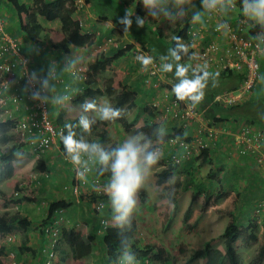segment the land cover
I'll return each mask as SVG.
<instances>
[{
  "label": "crops",
  "instance_id": "1",
  "mask_svg": "<svg viewBox=\"0 0 264 264\" xmlns=\"http://www.w3.org/2000/svg\"><path fill=\"white\" fill-rule=\"evenodd\" d=\"M138 1L140 2L139 4H141V17L145 20V24L143 27H137L136 24L133 23V28L131 27L129 31L124 32L123 25L118 23V18L122 17L125 10L129 8L130 10L133 9V20L135 21V16L138 15L136 12V4ZM20 2L28 6H32L33 4V0H20ZM67 2L64 3L63 10L66 8L68 10L70 9V15L73 21L76 20L83 24L81 26L80 32L83 34H89L88 41L84 45H72L70 47L69 55L63 54L61 50L53 49L49 44L47 37L48 34L45 31H43L42 33V41H39L37 43L30 42L26 37L24 31L20 29L18 15L16 14L15 10L10 7L5 1L0 0V18L5 25V30L7 31L8 35L19 40L22 52L29 56L30 71H37L41 77H44L46 75L50 76V84L54 85V91L50 92L49 96H54V93L60 95L63 92H66L70 95L72 94L75 99L76 93H80L86 87H88V81H81L71 74V72L73 71H79L76 68L78 66H81L85 71H88V75L91 76L90 79L95 80L97 86L100 88L102 84L100 75L105 72L107 73L106 76L109 79L112 76L113 69H117L123 74L121 78L122 84H124L134 92L135 101L143 102L144 100H147V103L148 101H151L152 104L154 101L159 100L156 102H158L159 105H162L163 96L160 99L155 98L156 89L154 85L155 82H153L155 81V79L151 80L153 85L151 84V82H148V84L144 83L145 72L141 71V64L135 59V57L138 54L143 53L145 55L154 57L157 63L159 62L161 64L159 57L168 54L170 41L175 36L176 31L180 29L183 24L196 27H202L205 25V9H203L201 6V0H190V3H185L184 5H182L181 7L186 11L187 14L183 18L178 17L175 20H169L163 17V15L159 17H151L147 14V10L144 9L142 0H132L127 5H123L122 0H84V5L80 8L74 6V3L72 1L70 2L69 0H67ZM97 5H102V12L98 9ZM233 5L234 6L232 7V9L227 14L220 12L221 19L224 22L223 24L237 27L238 19L244 18L246 20V28L248 30V33H252L250 32V30L253 26L257 25L256 21L248 18L243 14L242 6L237 3V0H233ZM165 6L171 9L173 12L178 10L175 7L174 0H167ZM195 12L201 13L202 22H192V16ZM23 18L25 20V17ZM38 20L43 28L54 27L60 29L61 27V22L59 19H55L53 21H46L44 19V21L39 16ZM53 22L58 24V26L51 24ZM225 30L227 29L221 28L220 31H216V33L210 34L208 38L224 43L227 41ZM108 36L113 37L114 44L108 47V49H106L105 51H102V53L96 54L94 51L95 43L101 42L103 38ZM162 40L165 41L166 44H169V47H167ZM205 40L206 39H203L202 43ZM182 43L189 44V51L196 52L198 54V48L200 44H190L188 41H182ZM100 54H102V57L99 58L98 56ZM198 57L199 59L188 60V62L193 66H195L196 64L203 65L206 63L210 72L221 71V69L217 68L214 64L203 61L200 58L199 54ZM98 59H111V69L94 70L92 66L96 64L95 62ZM261 63V76L254 88L257 93L264 92V56H262L261 58ZM79 75L80 73L77 74V76ZM162 75L158 76L157 78L160 81H165L166 77H162ZM165 82L168 83L167 81ZM169 83V85L173 86L170 81ZM102 95L104 94L101 93L98 95V97ZM96 96L94 97V99L96 98ZM255 97L251 94L250 97L246 98L248 101L249 98L253 99ZM52 106L56 107L55 115L56 119L58 120L57 122L63 121V115H61L60 112L57 113V106L50 103L51 109ZM81 106L82 104L74 102L72 103L73 108L81 109ZM68 117L71 123L76 124L78 118H76V114L74 112H72ZM201 117H203V121L206 123L204 113ZM240 118L246 119L243 114ZM169 121H176L177 124L172 127L176 128L174 130H180V133H182V135L184 136L182 138L192 139L193 137H196L197 132L193 130L192 126L180 127V123L177 120L169 119ZM216 124H219V122L213 124V126ZM251 125L256 126L254 124ZM221 126L222 124L219 127ZM258 127L262 128L260 125ZM231 129L232 130H228L227 127L223 126L221 128V132L217 133L212 138L205 139L208 151L207 156L211 159L209 160L211 163L212 174L207 177H200L198 181L197 176L196 178L193 177V179L195 178L193 183L200 185L197 188L200 190V192H204L205 190L208 193L209 191L223 192V197L221 198L222 200L219 202V206H216H218L220 210H224L229 213L237 221L242 222L243 226H247L245 224H248L249 219H253V221L255 220L257 224L256 227H258L257 229L261 230L264 229V204L263 206L260 205L261 202L263 203L264 198V166L256 164L255 155L252 154V156H249L248 153L242 155L238 152L237 147L232 143L233 135L231 134V131L239 132V130H233V128ZM120 131L122 130H117L114 134L120 133ZM167 131L170 130H166V132ZM108 132L110 135V130ZM104 140L108 141V144L106 145H111V143H116L118 145L120 144V142H123V139L121 141L118 136H108ZM96 141L99 143L102 142V140ZM163 149L164 151L162 152V156L166 160L172 155L173 148L164 147ZM58 153L60 154L57 149L50 151L48 157L46 158L50 162V166L52 169L51 172H48L49 174L47 176L40 177V180H33L34 183L33 181H31L30 186L35 189V194L38 195V200L40 202L38 200H36V202H27L25 200H21L18 204H15L12 209H19L16 211H18L21 215L27 216L26 218L30 220L32 222L31 225H33V216L31 217V215L33 214L35 216V214H39L41 210V212L43 211L45 217L48 201L67 199L71 201V205L59 212V227H75L82 233V236H84V238H87L91 233H93L95 237L93 239L94 243H91V253H94V251L100 253L99 246L98 250H95L93 248V244L95 245V242H97L98 244L97 238L99 239L100 237H102L100 234L101 224L99 227L98 222H92V214L88 212V208L91 209V205H89V200L86 201L85 199L87 198V196H84L83 194L86 193V195H90L94 192H99L100 190L104 191V185L106 184L108 179L104 180V178L102 179V177L97 174L96 168L101 167L100 165L89 162L88 165L90 166V168H92V171L88 173L87 180H78L77 186L79 187L81 192L79 196L76 195L73 191V172L75 168H73L74 166L70 162V160H67L65 157H61V155L57 156ZM203 161L205 160L203 159ZM186 164L188 165V167L190 166L189 162ZM151 170L154 171L153 168ZM70 171H72V173H70ZM186 180L188 179L185 178L184 181ZM75 186L76 185H74V187ZM204 186H206L207 188L203 189ZM89 189L90 191L93 190L94 192H90V194H87ZM186 190L189 191L188 198L190 199L192 195V189ZM185 192L186 191H184V193ZM45 193H47V195L52 194L53 196L48 200H45ZM105 203L106 208L104 209L103 215H108L107 217H109V215L111 216L113 215V213L107 194ZM37 205L41 206L40 210L36 208ZM20 206L22 207V209L19 208ZM183 206H186V202L183 203ZM4 209L7 210L8 207ZM207 211V213L213 216L215 214L214 206ZM135 215L136 213L134 212L132 216V219L134 221H136L138 218ZM253 231L255 232V229ZM255 234L256 236L258 235L257 232H255ZM24 239L26 241V244L31 249L37 248V258L32 260V264L35 263V260H37L36 264H39L38 262L43 264L42 260L45 261L44 248L42 249V247H44V239L40 235V233H31L29 235V238L27 235H25ZM100 247H102V245ZM69 248L70 247L67 245L59 244V246L57 247L55 258V261L57 263L65 264V262H68V264H71L72 251H70ZM63 253H66L67 256H63ZM86 256H83L81 259H79V261L86 262ZM119 256L120 254H118L116 258H118ZM101 260L97 263H101ZM137 260L139 264H143L141 258H137ZM115 261L116 260L113 259L112 261L108 262L112 263Z\"/></svg>",
  "mask_w": 264,
  "mask_h": 264
},
{
  "label": "clouds",
  "instance_id": "2",
  "mask_svg": "<svg viewBox=\"0 0 264 264\" xmlns=\"http://www.w3.org/2000/svg\"><path fill=\"white\" fill-rule=\"evenodd\" d=\"M69 1H72L74 3V6H76L74 0ZM64 2L66 3L67 0H64ZM166 3L167 0H142L143 7L147 10L148 15H150L151 17H159L163 15V17L169 20H175L178 17L183 18L187 13L181 6L185 3H190V0H174L175 7L178 9L175 12L167 8L165 6ZM201 6L208 12L219 10V12L227 14L234 5L233 0H201ZM242 12L248 18L255 20L258 25L264 27V0H242ZM133 16V9L130 10L128 8L125 10L124 15L118 18V23L123 25L124 32L129 31V29L132 27ZM40 18L44 20V18ZM0 21L2 22L1 18ZM192 22H202L200 12H195L193 14ZM2 24L5 30V25L3 22ZM135 24L137 27H143L145 24V20L141 16L136 15ZM78 26L81 30L79 22ZM227 27V24L218 25V29H226ZM5 32L7 33L6 30ZM15 39L18 41L20 49L19 52L23 56V58L26 59V62H19L18 64L13 66L10 71L0 72V79L6 78L12 81L14 80V84L10 86L8 91H3L2 89H0V98L3 97L6 99L5 101L3 100L2 102H0V105L3 108L8 103H11L13 105L9 110H7L6 108V112L9 113L7 118L13 119L14 121L12 128L14 129L16 120H18L19 117L24 114V111H21V109L23 108L21 102L16 105L12 102L11 99L8 98V96H12V94H14V91H26L28 92V98L30 100L39 101L41 104H47V111L50 119L52 120V118H55V121H52L57 126L62 127L59 138L62 141L66 157L73 164L76 171L74 175V185L76 186L74 187L73 185L74 193L78 196L80 195L81 191L77 186V182L78 180H87L88 173L92 171V168H90V166L88 165L89 162H92L93 164H99L101 166L97 170V174L99 175H103L105 172H110V176L103 178L104 180L108 179V181L104 185V191L109 197L113 215H109V217H107L108 215H103L104 209L106 208V196H102V193L100 192L101 190L99 192H94L92 190L91 192H94L95 194L93 193L90 195H86L85 193L83 195L87 196V198L85 199L86 201L89 200V205H91V210L93 212H102V217L100 218V224L102 227L100 228L101 233H103L105 228L109 225L111 217L114 226L122 230L120 233L121 250L119 256V264H139L136 258V254L132 250L129 238L123 235V230H130L131 228L132 216L134 212L139 210L137 194L149 179L153 166H155L161 159L162 153L160 149L152 148V140L143 132H136L135 134L129 135L118 146L110 149H106L99 142H89L87 139H85V137L91 135L92 125L95 124L97 120L115 121L121 117L122 110L120 108L114 107L113 103L111 104L107 100L103 101L100 104H97L95 100L85 101L81 106L82 110L80 111L76 124L71 123L70 120H68L69 123L67 124L62 121L56 123V115H52L50 103L57 106V113H63L66 109L71 110L73 108L72 103L74 102V96L71 94L72 99L69 103H66L70 99L68 96H61L64 92L60 95H57V93H52L54 96H49V93L54 91V85L50 84V76L46 75L44 77H41L37 71H30V58L28 55L24 54L21 51L20 42L17 38ZM173 39L175 42V46L168 49L167 55H162L159 57V60L161 62L160 70L164 73H173L174 78L177 82L173 84L172 92L174 93L176 99L179 101H188L193 107H195L196 105L203 102L205 89L208 87L210 80L212 81L213 86H215L216 79L219 76V73L210 72L206 63L203 65L196 64L195 66H193L192 64L181 63L184 56H188L189 60H197L199 59V57L196 52H189L190 45L182 43L181 37L174 36ZM261 54L264 55V51H261ZM135 59L141 64L144 71H148L149 66L154 63V57L145 55L143 53L138 54ZM76 69H78L79 71L71 72L72 76H75L81 81H88L91 78V76L88 75V71H85L81 66H78ZM24 70L28 71L26 81L21 77V72ZM190 72L191 75H189ZM79 73L80 75L77 76V74ZM37 84L39 85V87H35V85ZM29 86H32L31 90H29ZM102 94L108 96V94L106 93ZM98 95L96 96V98L98 97ZM54 108L56 107L54 106ZM88 113H92L93 115L89 116ZM11 114H16L17 116L13 117ZM75 128H78L77 130L82 131H75ZM64 130H66V132ZM77 132L82 135L78 136ZM15 133L18 135L16 131ZM165 135L166 129L163 126L157 127L155 129V136L158 141L163 140ZM59 138L57 140V144L50 148L46 153L41 155L39 158L35 157L36 161L42 158H47L50 151H53L55 149L58 150ZM18 143H22L23 148L28 144L27 142H24L20 137ZM27 149L29 150L28 146ZM15 155L20 156L22 155V153L16 152ZM39 174L40 177H44L49 173H47V171H42L39 172ZM30 180L33 181V179L31 178ZM22 185L25 186V183H22ZM17 193L18 192L15 191L14 195ZM94 195L96 197L93 201L91 199ZM98 201H102L103 204V208L100 210L96 209V204ZM59 220L60 217L55 222L60 230L61 236V228L59 227L58 222ZM133 222L136 224L135 221ZM133 241L135 242L134 238ZM46 242L47 241L45 240L43 247L44 249L47 246ZM59 244L60 238L58 244L54 247V257L51 264H53V261H55L56 251ZM44 254L45 264L46 258L48 256L45 251ZM146 257H148L151 264H153L150 256L147 255ZM144 258H142V261L144 260ZM117 259L118 258H115L116 261L113 263L117 264Z\"/></svg>",
  "mask_w": 264,
  "mask_h": 264
},
{
  "label": "rangeland",
  "instance_id": "3",
  "mask_svg": "<svg viewBox=\"0 0 264 264\" xmlns=\"http://www.w3.org/2000/svg\"><path fill=\"white\" fill-rule=\"evenodd\" d=\"M97 6L98 9L102 12V5H97ZM133 23H135L134 20ZM51 24L58 26V24H56L55 22ZM163 42L167 47H169V44H166L165 41ZM181 63L190 64L188 61ZM141 68L142 66H140V69ZM106 74L107 73L103 72L100 75L102 79L101 88H104V86H106L108 82V78ZM162 77H164V74L162 75ZM165 81H167L168 83H166ZM165 81H160L158 78H155V81H153L155 82L154 85L156 89L155 98L160 99L162 96L165 95L166 92H169V94L170 93L174 94L172 92V85H169L170 83L167 79ZM144 83L148 84V82L146 81ZM210 88L211 86H208L205 89L206 94L210 93L211 91ZM252 95L254 97L256 96L255 98L257 97L264 98V92L257 93L256 90H254ZM112 96L113 95H108V96L102 95L94 100L96 101L97 104H100L105 100H107L112 104L113 103ZM146 101L147 100H144L143 102L135 101L136 103L134 106L123 107L121 109L122 110L121 117L115 121L97 120L96 123L93 124L94 129L91 135L90 136L86 135V136L91 140V137L96 138L99 136V133L101 132L102 134L103 131V134L105 135L106 138L108 136H113V137L118 136V138L122 141V139L125 140L129 135L135 134L136 132H142L140 128L143 125H145L147 120H149L150 123L157 124L159 127L163 126L166 130H170L167 131V133L170 136L171 135L179 136L177 130H174L176 128L172 127L177 124L176 121H169V120L163 121L164 119H162L161 111L157 110L153 105H151V101H148V103ZM12 106L13 105L11 103H8L6 106H4V108L0 105V119L6 120L9 114L8 112H6V108L7 110H9L10 108H12ZM54 109H55L54 106H52V115H55ZM81 110L82 108L81 109L72 108L71 110L66 109L65 112L61 113V115H63L64 117V120L62 122H65L66 124L69 123L68 116H70L72 112H74L76 114V117L78 118ZM259 111L261 114L260 115L261 118L260 120H258V124L264 127V105H260ZM11 115L13 117L17 116L16 114H11ZM88 115L91 116L93 114L88 113ZM52 120L55 121V118H52ZM107 129L108 131L110 130L111 132L110 135ZM117 130H122V131H120V133L114 134ZM6 132L12 137L11 139H9V142L0 141V152H4L7 147L19 142V137L15 133V130L12 127L6 130ZM100 144L105 148L111 146L116 147L119 145V144L117 145L116 143L115 144L111 143V145H106L108 144V141L106 140H102ZM160 151L162 153L164 149ZM19 152L22 153V155L20 158L13 161V166H14L13 176L6 177V175H4L3 164H1L0 166V197L7 198L11 194L12 196H14V192L17 190L14 188V182H13L14 179L24 184L26 182V177L31 178L33 180L40 178L39 172L34 170L33 168L36 162L35 155L32 154L27 149V146L24 148L21 147ZM59 155L61 154L58 153L57 156ZM200 156L201 155L198 154L192 157L191 160L188 161L190 164L189 167L186 164L188 162L181 164L177 167H174L175 170L171 172L166 182L158 185L156 183L157 174L161 170L165 169V162H166L165 158L161 156V159L158 161V163L155 166H153L154 171L151 170V175L149 179L142 187L144 190L143 195H140L139 192L137 194L139 210L135 212L136 213L135 216L138 217L136 220L138 223V224L136 223L138 230L134 235L135 245L137 249H142V250H144L147 245H151L154 247V250L150 254H148L153 264H186L188 257L194 250L203 247L204 243L211 237L220 236L224 227L229 222L228 220L231 219L232 217L229 213H227L224 210H220V208L218 207L219 202L222 199L218 201L214 199L216 195L223 194V192L209 191L208 193L206 190L204 192H200V190L195 188L194 186L197 184L193 183L190 184L191 186L186 188V189H192L191 191L192 195L191 198L189 199L188 198L189 191L174 186L178 182H182L183 184L185 178L188 179L189 173H191L195 178L197 176V181L199 180L200 177L203 176L207 177L210 174H212L211 163H210L211 159L207 156L205 157L206 158L205 161H203L202 156L201 158ZM206 188L207 187L204 186L203 189ZM175 189L181 191L180 197L181 195L182 197L178 198L176 206L174 207V205L170 204L169 201L167 200V196L171 194V192H173ZM184 191L186 192L184 193ZM90 192L91 191L89 189L87 194H90ZM100 192L102 193V196L104 195L106 196L104 191H100ZM36 196L38 200V195L36 194ZM52 196H53L52 194L47 195V193H45L44 199L48 200ZM184 202H186V206H183ZM213 206H214L215 214L212 216L209 213H207L208 212L207 210H210V208ZM12 207L11 206L8 207L7 210L0 207V215H3L6 218L12 220L13 219L17 220L22 217H27L19 214V212L16 211L19 209L16 208L12 209ZM19 208L22 209L21 206ZM36 208L40 210L41 206L37 205ZM88 212L92 214V219H93L92 222L93 223L98 222V225L100 227V218L102 217V212L95 213L90 208H88ZM31 217L33 218L32 220L34 224L30 225V227H28L27 229L22 228L20 226L14 227V229L10 230V233H8L12 236L10 240H8L9 236L0 232V249L3 247L4 249L7 250L0 253V258H2L5 264L6 263L13 264L12 260L14 259H12L13 257L12 252L13 255L16 252L22 254L21 258L18 261L19 264H23V263L32 264L33 263L32 260L37 258V255H34L32 254V252H30V250L32 251L31 248H24L23 250H21L20 248V244L22 242L23 243L26 242L24 239L25 235H27L29 238V235L31 233L34 232L38 233V227L44 217L43 211L41 212L40 210L39 214H35V216L32 214ZM250 220L253 219H249L248 221L250 222ZM257 228L258 227L255 228V232H257L258 234L256 239L250 240L247 237V233L250 231L249 227H247V229L245 230L247 231L245 232V235H242L240 239L237 241L236 249L240 255L241 264H264V255L260 254V248L264 245V229L260 230ZM100 234L102 236V233ZM100 239L101 237L99 239L97 238L98 244L97 242H95V245L93 244V248L95 250H98V246H99L100 253L96 251H94V253H90L85 258L86 262L78 261L77 263H75L72 257L71 264H98L97 262L101 260V257H102L101 260L102 262L99 264H104L106 257L103 247H100L101 246ZM89 243L90 245L91 243H94L93 239L91 240L89 239ZM212 247L214 249L215 254L222 253L224 249L223 240L218 238V240L214 243ZM12 249L15 250L11 251ZM158 249L164 251L160 259L155 257L157 255ZM70 251L72 250L70 249ZM63 256L66 257L67 256L66 253H63ZM72 256H73V252H72ZM220 259L221 257L219 258V260ZM36 263L37 260H35L34 264ZM38 263L41 264L40 262ZM42 263L44 264L43 260ZM116 263L119 264V257ZM65 264H68V262H65ZM107 264H115V263L108 262ZM188 264H194V262H190Z\"/></svg>",
  "mask_w": 264,
  "mask_h": 264
},
{
  "label": "trees",
  "instance_id": "4",
  "mask_svg": "<svg viewBox=\"0 0 264 264\" xmlns=\"http://www.w3.org/2000/svg\"><path fill=\"white\" fill-rule=\"evenodd\" d=\"M5 1L10 7H12L16 14L18 15L19 19V26L22 31H24L26 37L30 42L37 43L42 41V33L45 31L48 34V41L50 46L53 49L61 50L63 54L67 55L70 53V47L72 45H84L88 41L89 34L81 33L80 28L78 26V22L76 20L73 21L70 15V9L67 8L63 10L64 0H33L32 6H28L24 3H21L20 0H3ZM132 0H122L123 5H127ZM138 1L136 4L137 14L142 15V11L140 10L141 4ZM237 3L242 6V0H237ZM42 17L47 21H53L55 19H59L61 22L60 29L49 27L43 28L40 24L38 17ZM25 17V20L24 18ZM264 27L260 25H255L252 27L250 32L254 33L260 31ZM191 29H196V26H187L183 24L180 29H178L175 33V36L181 37L182 41H188V31ZM141 43V42H140ZM175 46L174 39L172 38L170 41V48ZM22 51V50H21ZM191 53V51H189ZM99 58L102 57V54L98 56ZM188 56H184L181 62L188 61ZM111 59L102 60L98 59L95 65L92 66L94 70L102 69H111L110 67ZM92 69V70H93ZM162 72V71H161ZM113 75L108 79L106 86L100 88L97 86L95 80L89 79L87 83L89 86L86 87L82 92L77 93L74 99L75 103L83 104L85 101L92 100L96 95L101 93H106L108 95H113V106L122 109L123 107H132L135 105L134 100V92L131 91L127 86L122 84V72L113 69ZM212 73H219V76L216 79V84L213 86L212 81H209L208 86H211V91L209 94L205 93L204 100L202 103L198 104L201 109H203L204 118L206 124L213 125L220 121H226L230 119L240 118L242 114L249 121L251 124L259 125L258 120L261 118V114L259 111L260 105H264V98H249L248 101H242L234 106L231 107H222L217 104L211 102L213 95L215 93H219L223 90H233L236 89L237 86L242 82L243 75L242 73L233 72L230 69H223L219 72H212ZM165 79L169 80L172 84L176 83L177 81L174 78V75L171 73H164ZM191 75V72L189 73ZM58 120H56L57 123ZM13 119L7 118L5 121L4 119H0V141L5 142L11 139V135L7 134L6 130L13 126ZM125 124V123H124ZM159 127L155 123H150L149 120L146 121L145 125H143L140 129L143 133H145L151 140H152V148H158L162 143H164L168 137L170 136L167 132L164 136L163 140L158 141L155 136V129ZM181 127V126H180ZM78 128H75L77 131ZM94 125H92L91 132H93ZM66 132V130H64ZM178 134L181 137H184L180 130H177ZM79 135H82L78 133ZM106 137L101 132L99 136L96 138H92L91 140L88 137H85L89 142H97L96 140H104ZM59 148L58 152H60L61 157H65L69 160L63 148V144L61 139L59 138ZM22 143H15L11 146L7 147L4 152H0V166L3 164L4 168V175L6 177H11L14 174V166L13 161L17 160L20 156H16L15 153L19 152L21 149ZM23 147V146H22ZM114 148V146L108 147L106 149ZM208 154L207 148H203L201 151V156L205 160ZM200 156V157H201ZM34 170L38 172L42 171H51V166L49 161L46 158H42L35 162L33 166ZM74 168V167H73ZM100 167L96 168V172ZM175 168L173 166L166 167L165 169L161 170L157 174V181L156 183L162 184L166 182L168 176L173 172ZM49 171V172H50ZM69 172V171H68ZM75 170L73 174L75 175ZM72 173V171H70ZM72 174V175H73ZM110 172H105L103 177L110 176ZM40 180V179H39ZM193 175L191 173L188 174V180L182 182H178L174 186L180 187L181 189L186 190L187 187L193 184ZM14 188L17 189L18 192L14 196L9 195L7 198L0 197V207H12L15 204H18L21 200H25L27 202H35L37 200V196L35 194V189L30 186L31 180L30 178L26 177L25 186L22 185V182H18L15 179ZM182 185V186H181ZM195 188H198L200 185H194ZM140 195H143L144 190L141 188L139 190ZM180 190H174L167 196V200L170 204L176 206L177 200L180 197ZM95 195L92 196L91 200H95ZM223 197V194L216 195L214 198L215 200H220ZM71 205V201L67 199H60V200H50L47 202V212L45 217L42 219L39 227L38 233L43 237L44 241L46 240V232L51 227L52 224L55 223L57 219H59V212L62 209H66ZM188 214V213H187ZM186 214V215H187ZM32 222L28 220L26 217L19 218L17 220L8 219L3 215H0V232L1 233H9L10 230L14 229L16 226H20L22 228H28ZM257 224L256 221L250 220L248 221L247 226H243L242 222L237 221L235 218H231L229 222L224 227L220 236L211 237L208 239L203 247L194 250L187 259L186 264L190 262H194V264H240V256L237 253L236 246L237 241L240 239L242 235H245V231L247 227H249V232L247 233V237L250 240L256 239V234L253 231L256 228ZM121 229H118L114 226L112 217L110 219L109 225L105 228L104 232L102 233L101 237V245L105 252L106 260L104 264H107L108 261H112L116 258L118 254H120V233ZM136 232V224L131 220V228L130 230H123V235L129 238V242L131 243L132 250L135 252L137 258H144L148 254H150L154 247L149 245L146 246L144 250L137 249L135 242L133 241V235ZM95 235L91 233L87 238L82 236V233L75 227L71 228H64L61 229V236H60V245H67L73 252V261L75 263L78 262L83 256L89 255L91 253V245L89 243V239H94ZM218 238L223 240V252L222 253H214L213 245L218 240ZM21 250L24 248H30L26 242L20 244ZM43 249V247H42ZM12 249L11 251H14ZM7 251L3 247L0 249V253ZM32 254L37 255V248L32 249ZM164 253L163 250L158 249L156 258L160 259L162 254ZM260 254L264 255V245L260 248ZM22 254L14 253V264H19V259L21 258ZM221 259L219 260V258ZM56 260V259H55ZM0 264H5L0 258ZM10 264V263H6ZM24 264V263H23ZM53 264H59L56 261H53Z\"/></svg>",
  "mask_w": 264,
  "mask_h": 264
},
{
  "label": "built area",
  "instance_id": "5",
  "mask_svg": "<svg viewBox=\"0 0 264 264\" xmlns=\"http://www.w3.org/2000/svg\"><path fill=\"white\" fill-rule=\"evenodd\" d=\"M75 5L80 8L84 5V0H74ZM205 25L196 27L188 31V42L190 44H200L198 54L200 58L207 62L214 64L217 68L230 69L233 72L242 73V82L233 90H223L215 93L211 100L212 103L222 107L234 106L253 94L255 85L257 84L262 68H261V51H264V29L248 33L246 28V20L244 18L238 19L237 27H228L225 30L227 41L222 43L217 40L208 38L210 34L220 31L218 25L224 22L221 19L219 10L208 12L205 10ZM80 26L83 24L79 22ZM203 39H206L203 43ZM114 39L112 37H105L101 42H96L94 45L95 53H100L112 46ZM18 41L9 36L5 30L2 22L0 21V72L10 71L13 66L19 62H26V59L19 52ZM21 58V60H20ZM13 60V61H12ZM80 69V68H78ZM145 72V81L151 82L158 76L162 75L160 70V63L154 59V63L149 66L148 71ZM22 78L25 79L28 71L21 72ZM157 76V77H156ZM26 83V82H25ZM14 84V80L1 78L0 89L8 91L10 86ZM32 86H29L31 90ZM39 87V85H35ZM72 96L64 92L61 96ZM9 99L16 105L21 102L24 114L16 120L14 130L18 133L19 137L27 142L29 151L39 158L46 153L50 148L57 144L60 137L62 127L57 126L49 117L47 111V104H41L39 101H33L28 98V92H16ZM6 99L1 97L0 102ZM163 104L159 105L154 101L152 105L161 111L163 121L177 120L181 127L192 126L195 130L196 137L192 139L182 138L177 135H171L162 143L158 148L162 150L164 147L173 148L172 155L169 159L165 160V167H177L191 160L192 157L201 153L203 148H207L205 139L212 138L217 133L221 132L223 126L228 130H239V132L231 131L233 135V144L237 147L238 152L242 155L248 153L249 156L255 155V162L257 165L264 166V129L259 128L258 125L253 126L244 118L230 119L219 122L216 125H208L203 121V109L196 105L193 107L188 101H179L174 94L166 92L162 97ZM222 124L221 127H219ZM256 127V128H255ZM261 202L260 205L263 206ZM103 208L102 201H98L96 209ZM46 248L44 251L47 253L45 264H51L54 257V247L58 244L60 238V230L56 224L51 225L46 232ZM8 240L11 239L10 234H5ZM12 259L14 255L12 254ZM15 263V260H12ZM143 264H151L148 257L144 258Z\"/></svg>",
  "mask_w": 264,
  "mask_h": 264
}]
</instances>
